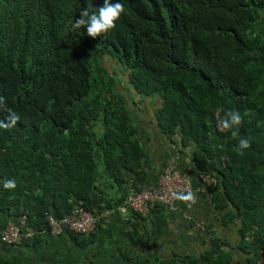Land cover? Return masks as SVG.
Returning <instances> with one entry per match:
<instances>
[{
  "label": "trees",
  "instance_id": "obj_1",
  "mask_svg": "<svg viewBox=\"0 0 264 264\" xmlns=\"http://www.w3.org/2000/svg\"><path fill=\"white\" fill-rule=\"evenodd\" d=\"M103 2L0 0V96L5 99L0 120L7 109L20 116L15 126L0 129V210L24 215L37 231L45 225V213H68V199L81 200L96 213L116 208L122 201L90 207L94 148L118 187L145 178L146 155L112 77L117 67L124 73V87L159 103L157 128L176 134L181 147L191 146L193 178L197 181L198 173L216 178L212 185L200 184L203 193L223 212L221 225H235L236 247L247 255V263L260 264L264 0H120L124 12L115 27L96 39L72 27L82 9H99ZM227 111L239 112L240 135L251 140L243 156L233 151L236 141L230 133L217 129ZM5 180H15L16 187L5 190ZM226 245L214 235L200 259L191 260L228 264L231 248ZM186 259L153 263L138 258L135 264ZM0 264L22 263L0 258Z\"/></svg>",
  "mask_w": 264,
  "mask_h": 264
},
{
  "label": "crops",
  "instance_id": "obj_2",
  "mask_svg": "<svg viewBox=\"0 0 264 264\" xmlns=\"http://www.w3.org/2000/svg\"><path fill=\"white\" fill-rule=\"evenodd\" d=\"M145 101L147 107L136 104L132 114L136 136L147 160L144 167L146 176L135 186L141 189L154 187L166 159L175 153L179 168L190 175V180L192 177L197 203L188 207L175 199V211L165 210L156 204L146 215L130 209L121 212L113 207L98 220L90 235L77 237L66 231L58 236L34 233L31 239H22L15 245L0 244V258L22 264H135L138 258H152L156 263L176 256L189 257L180 264H193L191 257L200 259L201 253L209 247L210 238L216 235L227 242L225 248H231L228 264H248L247 255L236 247L239 236L235 225H221L223 212L213 207L193 178L195 170L191 168L189 158L191 146L181 148L173 142V136L160 131L155 125L154 115L148 113L151 103L157 100L145 97ZM93 160L96 165L90 207L97 210L107 201L117 206L124 197L123 187H118L110 179L96 148ZM124 176L129 179L132 175L124 173ZM17 220L10 211L0 210V231ZM132 235L139 236L140 242L134 243Z\"/></svg>",
  "mask_w": 264,
  "mask_h": 264
},
{
  "label": "built area",
  "instance_id": "obj_3",
  "mask_svg": "<svg viewBox=\"0 0 264 264\" xmlns=\"http://www.w3.org/2000/svg\"><path fill=\"white\" fill-rule=\"evenodd\" d=\"M197 178L203 185L215 183V177L198 173ZM126 195L121 205L117 206L121 212L130 209L139 215H145L154 205L161 203L168 211H173L174 193L191 190L190 180L187 175L177 169L176 164L169 160L160 173L157 183L150 189H136L130 183L125 185ZM70 208L68 213L61 216H54L51 213L44 214V227L34 231L25 222L24 215L20 216L16 223H8L0 231V244L14 245L22 239H31L34 233L49 236H58L65 231L79 235L91 234L100 218L105 217L111 209H104L100 213L87 209L81 200L72 202L68 199ZM257 263L264 264V253Z\"/></svg>",
  "mask_w": 264,
  "mask_h": 264
},
{
  "label": "clouds",
  "instance_id": "obj_4",
  "mask_svg": "<svg viewBox=\"0 0 264 264\" xmlns=\"http://www.w3.org/2000/svg\"><path fill=\"white\" fill-rule=\"evenodd\" d=\"M123 12H124V4L122 2H120V0H117V2H115V3H111L110 0H104L103 5L101 7H99V9L92 10L89 7L82 9V11L79 14V18H77L73 21L72 27L74 29L84 28V29H86V35L88 37L96 39L102 33H106L109 30H111L112 28H114L115 27V21L120 18L121 14ZM132 93L141 102H142V99L145 98V97H139L138 95H136L133 92V90H132ZM122 94L124 95V98H125V94L124 93H122ZM4 105H5V99L3 96H0V109H3ZM158 107H159V105H158ZM7 112H8V115L5 117V119L0 120V129H5V130L10 129L11 127L15 126L17 124V122L20 120V116L16 112H14L13 110L7 109ZM131 116H132V114H131ZM132 119H133V116H132ZM241 123H242V117L238 111H227L225 113V116L223 118L219 119L217 122V129L220 132L230 133V139L236 141V144L233 147V151L239 156H243L245 154V151L251 147V140L248 137H244V136L240 135L239 126L241 125ZM168 136H173L175 138L173 140V142L178 143L179 147H181L179 144V137L176 134L168 135ZM181 148H183V147H181ZM177 150H179V149L177 148ZM169 160H172L176 164L177 169L180 172L187 175L189 177V180H190V175L185 173L184 171H182L179 168L177 156L175 153L171 154L166 159L165 164L162 167L160 173L162 172L163 168L166 166V164L168 163ZM160 173H159V175H160ZM159 175H158V177H159ZM158 177H157V180H158ZM196 179H197L198 184L200 185L201 182L199 181V179L197 177H196ZM215 181H216V178H215ZM127 183H130L136 189H141V188L135 187L130 180H126L122 183V187L124 189V197L126 195L125 185ZM190 185L192 188L191 180H190ZM15 187H16L15 180L3 181V188L5 190H12ZM151 188H153V187H151ZM148 189H150V188H148ZM124 197H123V200H124ZM174 198L176 200L184 202L186 204V206H188V207H191L192 205L197 203V195H196V193L193 192V188H192V191L187 190V191H181V192L174 193ZM123 200H122V202H123ZM121 204H119V205H121ZM156 204L163 206L161 203L157 202V203H154V205L152 206L151 209H153V207ZM173 206H174V201H173ZM163 209L168 210L164 206H163ZM175 210H176V208L174 206L173 211H175ZM66 232H68V231H66ZM245 238L248 239L246 236H245ZM262 253H264V251H262Z\"/></svg>",
  "mask_w": 264,
  "mask_h": 264
},
{
  "label": "rangeland",
  "instance_id": "obj_5",
  "mask_svg": "<svg viewBox=\"0 0 264 264\" xmlns=\"http://www.w3.org/2000/svg\"><path fill=\"white\" fill-rule=\"evenodd\" d=\"M260 24V21L259 22H256L254 27L258 26ZM107 62H109V59H105ZM109 66V69H113V66L114 64L111 63L108 65ZM115 68V74L112 76L115 80H116V87L118 88V90L120 92H123L125 94V104L127 106V109L129 110V112L131 114L134 113L135 111V107H136V104L142 106H146V101H145V98L142 99V102L132 93V89L127 86L124 87V85L127 83L126 82V79L125 77L123 76L124 73H121L118 69H116L117 67H114ZM123 78V79H122ZM123 80L125 82H122L120 80ZM158 103L157 102H152L151 103V110L148 111L149 115L153 114L155 115L154 113L156 112V109L158 108ZM147 107V106H146ZM152 110L154 111V113H152Z\"/></svg>",
  "mask_w": 264,
  "mask_h": 264
}]
</instances>
